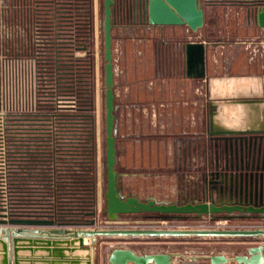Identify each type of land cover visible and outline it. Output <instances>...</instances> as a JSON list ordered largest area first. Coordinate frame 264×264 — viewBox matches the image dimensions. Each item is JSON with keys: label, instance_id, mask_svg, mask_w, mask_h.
<instances>
[{"label": "rangeland", "instance_id": "obj_1", "mask_svg": "<svg viewBox=\"0 0 264 264\" xmlns=\"http://www.w3.org/2000/svg\"><path fill=\"white\" fill-rule=\"evenodd\" d=\"M7 2L5 12L3 6ZM19 0H0V122L1 115L9 109H34L39 105L50 104L55 108L65 107L58 105H77V94L75 86L70 88L61 84L67 66L65 56H71L72 60H77L78 56H85L90 64L92 79V123L94 127L95 162L96 153H99L101 169V192L98 199L95 192V222L96 226H251L264 224V217L259 216H238L222 219L223 217H211L208 213L194 216L188 213L183 216H173L170 218H160L154 216V210L125 211L118 213L115 218H108L104 208L103 189L105 186V131H104V72H103V37H102V0H92L90 33L88 34L87 48L77 46L74 26L56 27L63 31L65 36L55 38V61H53L54 74L50 73L47 65L48 40L43 29L44 20H39V26L44 34L33 38L28 31L30 27L23 26L25 35H16L15 32H7L6 36L1 34V24L6 20L7 24L14 28L18 22L13 20L14 3L19 5ZM25 1V0H24ZM39 1V0H33ZM204 10V22L197 29H191L188 25L172 24L179 29L182 28V38L184 40L193 38L201 39L205 42V75L198 78V115L200 121V133L183 135L181 149L173 151V143L176 135L161 133L158 128L151 129L149 133L134 135L139 136L144 147H150L151 160L146 158L141 160L139 165L130 164V152L133 147L130 141V112L127 110V101L124 100L119 106L114 104V135L116 145V168L118 174V184L123 194L135 193L140 197L153 196L157 200H177L198 199L201 195L203 185V174L208 168V157H212L209 151L211 144L204 129L205 110V77L208 71L221 70L225 65H242V68L249 64L252 67L254 59L259 58L256 52V39L258 30L264 26L257 25L252 13L247 21L246 6L244 0H200ZM223 1V2H222ZM228 2V3H225ZM6 7V6H5ZM19 9L21 7L19 6ZM44 9V8H43ZM40 10L41 17L44 11ZM247 16V17H246ZM27 15L25 16V18ZM28 19V18H27ZM27 22V21H26ZM19 25H26L27 23ZM29 24V23H28ZM43 25V26H42ZM58 25V24H56ZM62 25V23H61ZM164 24H150L148 22L123 23L116 18H112V61H113V91H118L122 96L127 92V84H130V51L136 49L146 67H149L152 74V63H154L155 46L161 44L160 27ZM69 29V31H68ZM13 30V29H12ZM74 31V32H73ZM69 34H73L69 35ZM132 36V38H130ZM150 37V38H149ZM69 39V40H67ZM36 43V44H35ZM35 45L37 48H35ZM6 47V48H5ZM3 50L19 53L26 59L34 55L37 63L34 69L37 72L35 87L31 85L28 74L30 69L25 71L17 80L13 76V70L9 69L7 76L2 67ZM65 52H69L65 54ZM250 55H254L251 57ZM215 57V58H214ZM261 57V56H260ZM41 64V65H40ZM235 68V67H234ZM54 75V78L52 77ZM26 78V79H25ZM53 79V81H52ZM20 81V82H19ZM22 81L24 83L22 84ZM26 81V83H25ZM78 85L80 83H77ZM76 84V86H77ZM66 86L65 88H63ZM17 93V94H16ZM77 94V95H76ZM56 96V98H54ZM58 96H65L59 100ZM17 98V99H16ZM118 98L115 96L114 100ZM121 101V100H120ZM73 107V106H72ZM201 117V118H200ZM3 125V124H2ZM0 124V131L1 126ZM198 134L196 140L194 136ZM193 136V137H192ZM193 140H191L192 138ZM181 138V137H179ZM139 139V138H138ZM142 143V142H141ZM166 144L172 148L166 149ZM180 146V145H179ZM196 146L197 150L192 148ZM137 154L140 152L136 150ZM147 153V149L144 150ZM175 157L183 159V164L177 165L173 160ZM195 156L196 160H190ZM192 161V162H190ZM97 163V162H96ZM190 163V164H189ZM97 165V164H96ZM96 173V171H95ZM96 188V186H95ZM103 188V189H102ZM237 211V210H234ZM219 219V220H213ZM264 238L250 235H160V234H135V235H97L94 241V264H108L109 254L116 246H127L134 251L155 252L164 251L170 253L169 264H212L210 254L224 253L228 259L218 264H244L236 260L233 256L236 253L247 252L250 244L263 242ZM127 264H135L128 261ZM140 264H154L153 261ZM264 264V263H262Z\"/></svg>", "mask_w": 264, "mask_h": 264}, {"label": "water", "instance_id": "obj_2", "mask_svg": "<svg viewBox=\"0 0 264 264\" xmlns=\"http://www.w3.org/2000/svg\"><path fill=\"white\" fill-rule=\"evenodd\" d=\"M113 0H102V37L104 72V131H105V186L104 208L108 218L125 211L154 210V216L170 218L188 213L194 216L208 213L211 217H264V202H248L246 197L219 199L157 200L153 196L140 197L135 193L123 194L118 184L116 145L114 135V91L112 61ZM247 10L258 25L264 26V3L249 0ZM147 21L150 24H181L197 29L204 22L200 0H146ZM184 70L189 76L205 75V42L201 39L184 41ZM264 134V133H263ZM264 141V140H263ZM235 153L234 151H231ZM228 181L234 188L246 191L264 188V171L247 168L230 171ZM237 210V211H234ZM249 211H260L258 214ZM91 215L78 222L61 221L54 216L18 215L0 203V264H94V241L97 235H250L264 238V225L255 226H96L95 208ZM88 236V241H84ZM244 264L264 263V241L250 244L247 252L233 256ZM108 264H135L153 261L169 264L170 253L164 251L139 253L127 246L112 248ZM212 264L226 261L224 253L209 256Z\"/></svg>", "mask_w": 264, "mask_h": 264}, {"label": "trees", "instance_id": "obj_3", "mask_svg": "<svg viewBox=\"0 0 264 264\" xmlns=\"http://www.w3.org/2000/svg\"><path fill=\"white\" fill-rule=\"evenodd\" d=\"M56 1L57 26H74L77 46L87 48L92 0ZM87 62L85 56L70 59L61 82L75 86L77 105L44 104L1 115L0 203L14 214L50 215L70 222L91 215L96 162Z\"/></svg>", "mask_w": 264, "mask_h": 264}, {"label": "crops", "instance_id": "obj_4", "mask_svg": "<svg viewBox=\"0 0 264 264\" xmlns=\"http://www.w3.org/2000/svg\"><path fill=\"white\" fill-rule=\"evenodd\" d=\"M246 14L249 16H246L248 21L251 15L247 7ZM159 32L161 44L154 49L152 74L143 63L139 51L134 48L135 51H130V84L126 85L127 92L121 96L118 91H114V98L118 97L114 100L115 106L125 100L129 109L127 112H130V141L132 145L135 146L136 142L138 146H132L130 151V164L134 166L139 165L144 158L151 161L150 147L145 148L140 137L134 135L149 133L155 128L161 133L176 135L174 139L178 137V140L173 143L174 151L183 146V135L200 133L197 91L199 76L186 75L184 70L183 44L188 39L182 38V28L172 24L162 25ZM255 50L254 55L259 58L254 59L252 67L248 63L246 68L241 69L242 65L238 64H234V68L230 63L221 70H216L213 65V71L207 72L206 105L203 112L207 135L264 132V28L257 32ZM167 146L172 148L166 144V149ZM136 150L141 151L142 156ZM99 157V153H96L97 199L102 181ZM173 160L179 166L183 164V159L175 157L174 152ZM86 238L88 240V237H84V241Z\"/></svg>", "mask_w": 264, "mask_h": 264}, {"label": "flooded vegetation", "instance_id": "obj_5", "mask_svg": "<svg viewBox=\"0 0 264 264\" xmlns=\"http://www.w3.org/2000/svg\"><path fill=\"white\" fill-rule=\"evenodd\" d=\"M247 1L244 4L247 7ZM255 4L264 3V0H252ZM112 18H118L123 23L137 22L144 23L147 21L146 0H113L111 3ZM248 11V10H247ZM250 14V12L248 11ZM264 132H244V133H222L208 134L211 147L209 151L212 157H208V168L204 171L203 180L205 183L201 186V195L198 199H219L242 197L248 202H264V188H252L239 190L228 181L230 171L240 168H247L251 171H264ZM195 135L194 140H196ZM193 137V136H192ZM191 137V138H192ZM193 140V138L191 139ZM196 146L192 148L194 150ZM235 153L231 152L234 151ZM196 157L190 158L195 161ZM192 162V161H190ZM190 164V163H189ZM251 214L261 213L260 211H249Z\"/></svg>", "mask_w": 264, "mask_h": 264}, {"label": "built area", "instance_id": "obj_6", "mask_svg": "<svg viewBox=\"0 0 264 264\" xmlns=\"http://www.w3.org/2000/svg\"><path fill=\"white\" fill-rule=\"evenodd\" d=\"M19 5L17 3H14V7H12V9H14V17L13 20L16 22H20V24L27 23L26 25H19L17 23V25L12 28V26L8 25L6 20L4 21V24H1V34L5 35L7 34V32H15L16 35H19V33L21 35H25V33H23V26L26 27H30V29L28 30L31 34V36H33V38H37L38 36H41L42 32H47L45 36H47V40L48 42V47H40L41 49H48V54H47V65H49V69H50V73L54 74L53 72V68H54V64L53 61H55V38H60V36H65V34L63 33V31L61 32V30L56 29L57 25H56V17H55V7H56V0H39V1H33V0H19ZM5 6H3V10L5 12L9 11V8L7 9V2L5 1ZM19 6L21 7V9H19ZM44 8V9H43ZM45 12L44 13V17H41V13H39L40 10H42ZM27 15V17L25 18V16ZM28 18V19H27ZM39 20H44L45 22V27L46 29L41 30L38 24H39ZM27 21V22H26ZM29 23V24H28ZM43 26V25H42ZM13 29V30H12ZM68 40V39H67ZM36 44V43H35ZM6 48V47H5ZM35 48L36 45H35ZM84 48V47H83ZM3 57H2V67L4 69V74L5 76H7L8 74V70L12 69L13 70V76L15 77L17 80H20V77L24 74V77H26V69L28 66V69H30V73L28 74V79L30 78L31 80V85L35 84V78L37 77V72H35V66L37 65V63L34 60V55H30L28 56L27 62L28 64L26 65V63L24 64V62H26V59L23 58L19 53L17 52H11L10 50H3ZM69 52H65V54H67ZM65 61L64 62H68L71 58L70 56H65ZM24 61V62H23ZM41 65V64H40ZM22 76V78H24ZM54 78V75L52 76ZM64 77V76H63ZM26 79V78H25ZM63 79V78H62ZM53 81V79H52ZM20 82V81H19ZM24 83V81H22V84ZM26 83V81H25ZM35 87V85L33 86ZM64 88V87H63ZM17 94V93H16ZM59 100L63 99V97L65 96H58ZM56 98V96L54 97ZM17 99V98H16ZM222 219H226V218H222ZM213 220H219V219H213ZM255 225H264V224H255ZM255 225H251V226H255ZM169 226V225H167ZM213 226H217V225H213Z\"/></svg>", "mask_w": 264, "mask_h": 264}, {"label": "bare ground", "instance_id": "obj_7", "mask_svg": "<svg viewBox=\"0 0 264 264\" xmlns=\"http://www.w3.org/2000/svg\"><path fill=\"white\" fill-rule=\"evenodd\" d=\"M84 237H88V236H84ZM85 241H88V240H87V238H86V240H85Z\"/></svg>", "mask_w": 264, "mask_h": 264}]
</instances>
